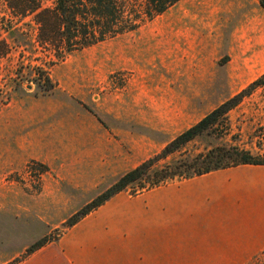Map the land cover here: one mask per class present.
Instances as JSON below:
<instances>
[{
  "label": "rangeland",
  "instance_id": "rangeland-1",
  "mask_svg": "<svg viewBox=\"0 0 264 264\" xmlns=\"http://www.w3.org/2000/svg\"><path fill=\"white\" fill-rule=\"evenodd\" d=\"M11 46L0 58V100L8 99L0 104V214L25 211L32 215L33 235L57 242L94 222L108 203V241L119 243L129 228L122 207L138 199L167 200L170 190L182 191L185 181L198 180L222 182L226 189L214 191L239 198L242 218L262 217L264 167L252 166L145 190L132 186L80 215L123 173L264 73V11L257 0H182L136 31L52 66L41 54L23 51L25 43ZM27 64L47 67L49 85L37 86L32 81L37 73ZM227 121V131L201 136L165 162L221 146L263 154L259 91L230 111ZM245 264H264V252Z\"/></svg>",
  "mask_w": 264,
  "mask_h": 264
},
{
  "label": "crops",
  "instance_id": "crops-1",
  "mask_svg": "<svg viewBox=\"0 0 264 264\" xmlns=\"http://www.w3.org/2000/svg\"><path fill=\"white\" fill-rule=\"evenodd\" d=\"M183 184L167 200L138 199L122 207L129 233L119 243L108 241V203L94 222L29 255L26 250L42 236L32 233V215L0 214V264H245L264 252V214L242 218L239 198L214 191L226 189L222 182Z\"/></svg>",
  "mask_w": 264,
  "mask_h": 264
},
{
  "label": "trees",
  "instance_id": "trees-1",
  "mask_svg": "<svg viewBox=\"0 0 264 264\" xmlns=\"http://www.w3.org/2000/svg\"><path fill=\"white\" fill-rule=\"evenodd\" d=\"M182 0H1L4 14L0 16V58L10 54L12 46L28 49L30 54H41L47 66L105 41L136 31L144 22L151 21ZM264 11V0H257ZM15 20V22H14ZM27 20L26 24H23ZM22 23V24H20ZM20 24V26H18ZM25 25L28 30L21 28ZM30 28L34 31L30 40ZM36 72L35 84L49 85L47 67L27 64ZM45 65V64H44ZM259 91L264 105V73L246 88L227 99L197 123L169 141L163 149L137 167L123 173L102 194L81 210L85 216L109 198L134 186L139 190L155 188L175 179H192L215 171L239 166H264L263 154L253 155L238 147H214L182 160H171L186 145L204 135H215L218 129L227 131V115L244 99ZM8 99L3 98L0 104ZM264 143L258 150L262 151ZM77 222L71 218L68 226ZM48 243L43 238L26 250L29 255Z\"/></svg>",
  "mask_w": 264,
  "mask_h": 264
}]
</instances>
